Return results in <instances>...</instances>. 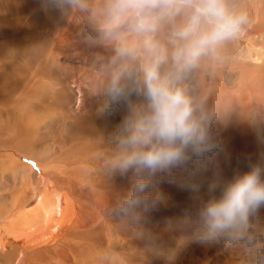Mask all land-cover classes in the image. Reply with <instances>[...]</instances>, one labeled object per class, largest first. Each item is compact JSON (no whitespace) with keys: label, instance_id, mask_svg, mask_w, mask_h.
I'll list each match as a JSON object with an SVG mask.
<instances>
[{"label":"rangeland","instance_id":"rangeland-1","mask_svg":"<svg viewBox=\"0 0 264 264\" xmlns=\"http://www.w3.org/2000/svg\"><path fill=\"white\" fill-rule=\"evenodd\" d=\"M98 2L91 0L93 4ZM230 2L249 16L246 29L242 26L240 32L243 37L225 42L215 56L204 58L195 68L199 75L193 69L184 81L189 94L211 115V130L219 147L202 159H194L186 171L177 173L171 181L163 180L176 186L168 189L161 182L154 189L162 200L159 208L148 214L141 224L121 230L122 221L113 215V207L105 214L101 208L106 203L114 206L112 202L119 201L129 188L130 177L113 174L106 161L115 147L116 129L128 105L141 103L142 97L133 91L126 100L113 102L110 99L106 88L112 49L98 42V33L92 22L79 19L72 20L75 26L68 25L70 13L74 10L72 7H63L65 16L60 11L63 8L53 7L54 20L49 19L51 22L47 25V18L51 16L45 9L47 0H0V244L5 242V237L16 238L22 243L27 239L26 233L38 235L35 229L47 223L43 222L44 209H49L58 191L63 198L57 200L64 208L65 215L61 221L66 226L65 233L60 228L54 229L53 233L58 235L49 239L46 236L44 244L32 251L30 257L38 263L258 264V256L264 254V209L252 220L251 243L246 240L209 245L185 242L182 240L183 232L168 229L164 224L166 218L178 216L193 205L192 196L195 194H190L184 185L206 183L212 177L208 166L205 168L199 162L217 161V165L223 166V175L228 178L246 157L264 154V0ZM84 12L83 18L87 19L89 16ZM258 30L262 33L255 46L262 49L254 50L263 56L252 65L248 62L242 65L239 54L247 52L246 33L253 34ZM64 35L67 39L62 41ZM74 82L81 86L84 97L85 94V98L88 97L81 106L77 102ZM253 88L256 96L244 108L240 101L247 99ZM61 92L65 95L62 100L59 99ZM92 92H96L92 95L93 100L90 98ZM207 93L212 96L219 94L218 98L222 97L225 103L220 104L221 107L209 106L204 102ZM87 118L91 121L87 122ZM83 119L90 124L84 125ZM67 127L86 133L84 136L82 131L79 133L83 139L67 141L65 146L70 151L63 147L66 140L63 137H68ZM83 128L88 129L85 132ZM75 179L80 182H75ZM70 180H75L74 186ZM99 198L104 201L100 200L102 207L97 211L98 218L89 226L88 223L81 225L82 215L77 216L78 210L79 214L86 209L95 210V202ZM27 221L34 225L24 230ZM1 246L0 264H8L6 254L10 255L9 264H19V251L16 248L9 251ZM11 251H14L13 255Z\"/></svg>","mask_w":264,"mask_h":264},{"label":"clouds","instance_id":"clouds-1","mask_svg":"<svg viewBox=\"0 0 264 264\" xmlns=\"http://www.w3.org/2000/svg\"><path fill=\"white\" fill-rule=\"evenodd\" d=\"M86 11L98 42L112 49L107 95L113 102L131 92L142 97L129 104L115 134L106 163L111 172L130 177L126 193L112 213L129 225L141 224L162 203L154 189L171 181L194 159L214 152L219 144L211 115L184 85L188 73L215 56L235 38L247 15L230 0H49ZM193 205L164 224L185 235V242L209 245L253 240L252 220L264 209V154L246 157L225 178L214 170L206 182L184 185ZM264 264V254L258 256Z\"/></svg>","mask_w":264,"mask_h":264},{"label":"bare ground","instance_id":"bare-ground-1","mask_svg":"<svg viewBox=\"0 0 264 264\" xmlns=\"http://www.w3.org/2000/svg\"><path fill=\"white\" fill-rule=\"evenodd\" d=\"M43 2V1H42ZM33 3H34V1H33ZM37 4H39V2L37 3ZM244 4V3H243ZM245 5V4H244ZM252 5V4H251ZM38 6H40V5H38ZM15 7V6H14ZM54 6L49 2V0H47V7L45 8L46 9V11H48L49 13H48V15L49 14H51V16L49 15V17L47 18L48 20H47V25H49V23L51 22V20H54L53 18H54V16H53V14H55L54 12V8H53ZM245 7H246V5H245ZM35 8H36V6H35ZM15 9V8H14ZM68 9H70V8H68ZM74 10L73 11H71L72 13H70V18H69V20H68V25L69 26H75L76 25V23H73L72 22V20H76V21H79V19H83V20H87V21H90L91 22V20L89 19V17L87 18V19H84L83 18V13H82V11L81 10H77V9H75V8H73ZM58 10V9H57ZM63 14H64V16H65V11H66V9L65 8H63V10L61 9L60 10ZM64 11V12H63ZM259 11V10H258ZM40 12H41V10H40ZM59 12V11H58ZM70 12V11H69ZM250 12V11H249ZM86 15H88V13L87 12H84ZM246 13V12H245ZM67 14V13H66ZM250 14H252V13H250ZM255 14V13H254ZM253 14V15H254ZM46 16V15H45ZM63 16V17H64ZM248 16V15H247ZM252 16V15H251ZM57 17H58V15H57ZM249 17V16H248ZM49 19H51V20H49ZM56 19V18H55ZM58 19H61L60 17H58ZM65 19V18H64ZM66 19H67V16H66ZM259 20V19H258ZM79 24V23H78ZM257 24V23H256ZM244 27L245 26H247V24H245V25H243ZM257 26V25H256ZM258 27V26H257ZM256 27H253V29H255ZM65 29V28H64ZM68 29V28H67ZM245 29H246V27H245ZM248 29V28H247ZM258 29V28H257ZM76 30V29H75ZM89 30V29H88ZM67 31V30H66ZM72 31H73V29H72ZM254 31V30H253ZM42 32V31H41ZM48 32H49V30H48ZM65 32V31H64ZM87 32V31H86ZM241 32V31H240ZM248 32H249V30H248ZM67 33V32H66ZM251 33V32H250ZM250 33H246V36H245V42H248L247 43V52L246 53H240L239 54V56H240V60H241V63H242V65H246V63L248 62L250 65H252V63H253V61H259L260 60V58H261V56H263V54L261 53V52H259L258 50H259V48L260 49H262V47H259V46H255V44L257 43V42H259L260 40H259V36H260V34L262 33L260 30H258V32H256V33H253V34H250ZM243 34H245V33H243ZM242 35H240V33L236 36L237 38H242L241 37ZM63 39H67V37H65V35L63 36V38H62V41H63ZM77 40V39H76ZM238 40V39H237ZM61 41V42H62ZM73 41V40H72ZM234 41V40H233ZM64 42H66V41H64ZM228 42V41H227ZM67 44V43H66ZM69 44V43H68ZM67 44V45H68ZM74 44V43H73ZM233 44L234 43H232V47H233ZM236 46V45H235ZM60 48H62V47H60ZM238 48V47H237ZM254 48H257L258 50H254ZM234 49V48H233ZM232 49V50H233ZM234 50H236V49H234ZM233 50V51H234ZM244 52H245V50H244ZM256 54H255V53ZM253 53V55H251ZM236 54V53H235ZM259 54V55H258ZM251 55V57L249 58V56ZM239 60V59H238ZM263 60V59H262ZM220 62V61H219ZM260 63V62H259ZM248 65V64H247ZM256 65V64H255ZM209 66V65H208ZM200 68V67H199ZM200 69H202V67L200 68ZM207 69V68H206ZM199 70V69H198ZM218 70V69H217ZM251 70V69H250ZM195 71H197V69H195ZM197 74H198V71L196 72ZM202 73V72H201ZM212 73H214V72H212ZM203 74H204V72H203ZM199 75V74H198ZM242 76H243V74H242ZM245 77V76H244ZM215 78V77H214ZM189 79V78H188ZM239 79H241V78H239ZM77 80V79H76ZM247 80V79H246ZM213 81V80H212ZM216 81H218V80H216ZM241 81V80H240ZM219 82V81H218ZM247 82V81H246ZM89 83H91L90 81H89ZM220 83V82H219ZM241 83V82H240ZM74 84H75V82H74ZM73 84V85H74ZM216 84V83H215ZM218 84V83H217ZM33 85V84H32ZM76 85V84H75ZM253 86V85H252ZM31 87V86H30ZM90 87H92V86H90ZM26 88V87H25ZM76 88H77V90H76V94L78 95V97H77V99H78V104L81 106L82 105V103H83V101H84V99H86V101H87V99H88V97L87 98H85L86 97V94H85V97H84V93H82V89H81V86H77L76 85ZM246 88V87H245ZM12 89V88H11ZM42 89V88H41ZM84 89V88H83ZM250 89V88H249ZM84 90H86V89H84ZM87 90H89V89H87ZM247 90H248V88H247ZM20 91V90H19ZM23 91V90H22ZM249 91H251V90H249ZM24 92H26V91H24ZM89 92H90V90H89ZM97 92V91H96ZM96 92H92V94H91V96H90V98H91V100H93L92 98H93V96L92 95H94V94H96ZM245 92V91H244ZM75 93V92H74ZM86 93V92H85ZM88 93V92H87ZM21 94V93H20ZM25 94V93H24ZM43 94V93H42ZM208 94V96L206 97L207 99L204 101V102H208L207 104L209 105V106H216V105H218L219 107H221L222 105H220V104H224L225 103V101L223 100V98L222 97H220L221 99H219L218 97H219V94H218V96H212V94L210 95V93H207ZM64 94L61 92L60 94H59V99H64L65 97V95L63 96ZM88 95V94H87ZM225 95V94H224ZM224 95H223V97H224ZM43 96V95H42ZM139 96V95H138ZM201 96V95H200ZM205 96V95H204ZM221 96V95H220ZM226 96V95H225ZM244 96V95H243ZM253 96H256V94H255V91H254V88L252 89V92L250 93V94H247V99H245V100H242V101H240V102H242L241 104H243V107L244 108H247L249 105V103L252 101V99H253ZM225 98V97H224ZM256 98V97H255ZM21 99V98H20ZM20 99H19V101H20ZM239 99V98H238ZM103 100V99H102ZM257 100V99H256ZM46 101V100H45ZM60 101V100H59ZM90 101V100H89ZM238 101V100H237ZM24 102V101H23ZM61 102V101H60ZM203 102V103H204ZM252 103V102H251ZM257 103H258V101H257ZM204 104H206V103H204ZM79 105H78V107H79ZM255 106V105H254ZM34 108L33 109H35V106H33ZM62 107H64V106H62ZM257 107H259V106H257ZM261 107V106H260ZM15 109V108H14ZM79 110V109H78ZM81 110V109H80ZM243 110V109H242ZM24 113V112H23ZM88 117V116H87ZM84 118V117H83ZM87 120V122L88 121H91V120H89L88 118L86 119ZM63 121H66V118H63ZM83 121H85V119H83ZM82 121V122H83ZM113 121V120H112ZM75 122L77 123V122H79V121H76L75 120ZM93 122H94V119H93ZM78 124H80V123H78ZM81 124H83V123H81ZM80 124V125H81ZM88 123H86V121H85V124L84 125H87ZM89 124H90V122H89ZM88 124V125H89ZM92 124V123H91ZM62 125H64V123L62 124ZM87 125V126H88ZM93 125V124H92ZM65 126V125H64ZM75 126V125H74ZM82 126V125H81ZM62 128H64V127H62ZM66 128V127H65ZM71 127H67V134H68V137L66 138V136L65 137H63V139H66V140H64L65 141V144L63 145V147L66 145V143H67V141L68 140H76V141H78L79 139H83V137L82 136H84V134H86V133H84L82 130V132H83V135L81 136V135H79V133L80 134H82L81 133V131L78 133V132H75V131H73L72 129H70ZM73 128V127H72ZM77 128H79V127H77ZM76 129V128H75ZM85 129H88V128H83V130L85 131ZM90 129V128H89ZM93 129V128H92ZM80 130V129H79ZM65 131V130H64ZM86 132V131H85ZM94 132V131H93ZM65 133V132H64ZM90 133V132H89ZM92 135V134H91ZM99 138V137H98ZM62 141V140H61ZM63 141V142H64ZM88 141V140H87ZM239 141H241V142H243V140L242 139H240ZM106 142V141H105ZM58 143H60V142H58ZM97 143V142H96ZM62 144V143H61ZM74 144V143H73ZM237 144H239V142H237ZM58 145V144H57ZM68 145V144H67ZM66 147V146H65ZM98 147V146H97ZM105 147V146H104ZM79 148V147H78ZM66 149H67V151H70L69 149V147H66ZM79 149H81V148H79ZM87 149V148H86ZM85 149V150H86ZM60 151H61V149H59ZM78 150V149H77ZM88 150V149H87ZM95 150V149H94ZM48 151H49V149H48ZM81 151H83V150H81ZM91 151V150H90ZM87 152V151H86ZM76 153V152H75ZM72 154V153H71ZM52 155V154H51ZM70 156V155H69ZM68 156V157H69ZM73 156V155H72ZM91 156H93V155H91ZM108 156V155H107ZM102 157H104V156H102ZM106 157V156H105ZM34 158V157H33ZM54 159V158H53ZM56 159V158H55ZM99 159V158H98ZM96 160V159H95ZM100 160V159H99ZM197 160V159H196ZM86 161V160H85ZM54 162V161H53ZM194 162V161H193ZM199 163H203V165L202 166H204L205 168L207 167V168H209L208 169V173L210 174V175H212L213 174V172H214V170H216V169H220L221 170V168L223 167L221 164L220 165H217V161H216V163L215 162H213L212 160H207V161H201V162H199ZM96 164V163H95ZM94 164V165H95ZM195 164V163H194ZM82 165V164H81ZM200 165V164H199ZM102 165H100V167H101ZM80 167V166H79ZM87 167V166H86ZM201 168V167H200ZM95 169H97V168H95ZM203 169V168H202ZM82 171V170H81ZM52 172V171H51ZM104 172H106V170L104 171ZM103 172V173H104ZM111 173V172H110ZM110 173H108L107 172V174H110ZM113 173V172H112ZM183 173V172H182ZM201 173H203V172H201ZM80 174V173H79ZM114 174V173H113ZM82 175V174H81ZM89 175V174H88ZM102 175V174H101ZM119 175V174H118ZM178 175V174H177ZM207 176H209L208 174H206ZM92 176V175H91ZM104 176V175H103ZM111 176V175H110ZM98 177H99V174H98ZM106 177V176H105ZM104 177V178H105ZM108 177V176H107ZM118 177V176H117ZM99 178H101V177H99ZM108 178H110V177H108ZM128 178V177H127ZM178 178V177H177ZM74 179V178H73ZM78 179V178H77ZM77 179H75L74 181L75 182H80V181H77ZM91 179H93V178H91ZM111 179V178H110ZM106 180V179H105ZM104 180V181H105ZM112 180H114L113 178H112ZM125 180V179H124ZM71 181V180H70ZM73 181V182H74ZM101 181H103L102 179H101ZM107 181H109V180H107ZM115 181V180H114ZM114 181H111V182H113V184L115 183ZM119 181H120V179H119ZM176 181V180H175ZM72 181H71V183L70 184H72L73 183ZM91 182V181H90ZM89 182V183H90ZM126 182V181H125ZM118 183V182H117ZM127 183V182H126ZM179 183V182H178ZM81 184V183H80ZM99 184V183H98ZM104 185H105V183H103ZM112 184V185H113ZM128 184V183H127ZM162 184H164L165 186H166V188H168V189H174L175 188V186L176 185H174V183H172V182H164V181H162ZM180 184V183H179ZM82 185H83V183H82ZM85 185V184H84ZM87 185V184H86ZM89 185V184H88ZM107 185H108V183H107ZM73 186H74V183H73ZM100 186V185H99ZM111 186V185H110ZM76 187V186H75ZM77 187H79V186H77ZM84 187V186H83ZM94 187V186H93ZM113 187H116V186H114L113 185ZM71 188V187H70ZM97 188V187H96ZM80 189V188H79ZM84 189V188H83ZM117 189V188H116ZM81 190V189H80ZM89 190V189H88ZM92 190H96V189H92ZM91 190V191H92ZM103 190V189H102ZM105 190V189H104ZM112 190V189H111ZM118 190V189H117ZM161 190V189H160ZM107 191V190H106ZM94 192V191H93ZM108 192V191H107ZM114 192V191H113ZM126 192V191H125ZM87 193V192H86ZM112 193V192H111ZM92 194V193H91ZM95 194H97V193H95ZM162 194V193H161ZM54 195V194H53ZM82 195V194H81ZM88 195V194H87ZM100 195V194H99ZM98 194H97V196H99ZM106 195V194H105ZM96 196V195H95ZM95 196L93 197V198H95ZM53 197V196H52ZM55 197V196H54ZM53 197V198H54ZM92 197V196H91ZM113 197V196H112ZM56 200L54 201V202H52V203H50L49 205H50V207H49V209H47V208H45V207H43V209L46 211H44L45 213H43V219L45 220H43V222H47L45 225H41L40 227L38 226V228L37 229H35V231L38 233V235H36V236H31V233H26V235H27V239L25 240V242H22V243H19V242H21V241H19L18 242V240H16V238L15 239H10V238H6L5 237V239H4V241L5 242H2V244H0V246L1 247H7V249H9V251H10V249L12 250V249H14V248H16L15 250H18L19 251V253H20V256L18 257L19 258V264L20 263H23V264H41V263H38V262H36L35 260H33L31 257H30V254L32 253V251H34V249H36L37 247H41L42 245L41 244H44V242L46 241V236H47V239H49L52 235H54V236H57L58 234H54L53 232H54V229H58L59 230V228L61 229V231L62 232H64L65 233V225L64 224H62V219L61 218H63L62 216H63V214H64V208H63V206H62V203L59 201V200H57V199H63L62 198V196H61V193H58V191H57V194H56ZM98 198V197H97ZM121 199V198H120ZM119 199V200H120ZM165 199V198H164ZM47 200V199H46ZM101 199L99 198V200L97 201V202H95V206H96V208H95V210L94 209H84L85 211H83L84 213L83 214H79V210H78V214H77V216L79 215V217L82 215V219H80V222L82 223L81 225H83V224H85V223H88V226H89V224L90 223H92L93 224V222L98 218V215H97V211H100V207H102L101 206V201L103 202L104 200H101ZM118 200V199H117ZM62 201V200H61ZM89 201V200H88ZM92 201V200H91ZM108 201V200H107ZM94 203V202H93ZM113 204H114V206L116 205V202H112ZM40 204V203H39ZM67 204H69V203H67ZM71 205V204H70ZM100 205V206H99ZM183 205V204H182ZM52 206V207H51ZM113 205H111V204H104L103 205V207L104 208H101V210H102V214H105L106 213V210L107 209H110L111 207H114ZM68 210V209H67ZM70 210V209H69ZM68 210V211H69ZM34 211V210H33ZM65 211H66V206H65ZM67 211V212H68ZM6 212V211H5ZM35 212V211H34ZM75 212V211H74ZM165 212V211H164ZM176 212V211H175ZM68 214V213H67ZM75 214V213H74ZM34 215V214H33ZM45 215H47V217H45ZM65 215V214H64ZM70 215V214H69ZM158 215V214H157ZM26 216H27V214H26ZM51 216V217H50ZM74 216V215H73ZM13 217V216H12ZM28 217V216H27ZM35 218V217H34ZM40 218V217H39ZM74 218H75V216H74ZM76 218H78V217H76ZM46 219H47V221H46ZM77 220V219H76ZM71 221H73V220H71ZM77 222V221H76ZM152 222V221H151ZM49 223V224H48ZM72 223V222H71ZM78 223V222H77ZM23 224V223H22ZM39 224V223H38ZM80 224V223H79ZM160 224V223H159ZM34 225V223H32V224H30L28 221L24 224V230L26 229H31L32 228V226ZM78 225V224H77ZM43 226V227H42ZM80 226V225H79ZM128 226H129V224H127L126 222H122V226H120V228L119 229H121V230H124L125 228H128ZM147 226H149V225H147ZM62 227V228H61ZM130 227V226H129ZM5 228V227H4ZM36 228V227H35ZM110 229V228H109ZM139 229V228H138ZM137 229V230H138ZM6 230V229H5ZM43 230V231H42ZM47 230H49L48 232H47ZM41 231V233L39 234V232ZM177 231V230H176ZM58 233L60 232V231H57ZM107 232V231H106ZM144 232V231H143ZM4 233H5V231H4ZM153 234V233H152ZM184 234V233H183ZM50 235V236H49ZM63 235V234H62ZM176 235V234H175ZM113 236V235H112ZM10 237V236H9ZM83 237V236H82ZM121 237V236H120ZM150 237V236H149ZM157 237V236H156ZM37 238H39V240L37 241L36 239ZM68 238V237H67ZM146 238V237H145ZM115 239V238H114ZM175 239V238H174ZM21 240V239H20ZM64 240V239H63ZM69 240V239H68ZM75 240V239H74ZM134 240V239H133ZM47 243H48V240H47ZM62 243V242H61ZM73 244V243H72ZM47 245V244H46ZM71 245V244H70ZM105 245V244H104ZM8 251V252H9ZM6 252V251H5ZM8 252H6V253H8ZM18 253V254H19ZM14 254V251H11V255H13ZM7 256V263L9 264V261H8V259H9V257H10V255H8V254H6ZM33 255V254H32ZM91 255V254H90ZM13 258V257H12ZM11 258V259H12ZM6 259V258H5ZM10 259V260H11ZM103 262V261H102ZM45 264V263H44Z\"/></svg>","mask_w":264,"mask_h":264}]
</instances>
